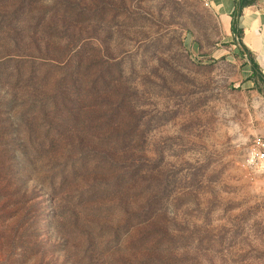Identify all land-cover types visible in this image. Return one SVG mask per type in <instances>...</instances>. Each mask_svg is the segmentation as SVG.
<instances>
[{
    "label": "rangeland",
    "instance_id": "rangeland-1",
    "mask_svg": "<svg viewBox=\"0 0 264 264\" xmlns=\"http://www.w3.org/2000/svg\"><path fill=\"white\" fill-rule=\"evenodd\" d=\"M201 0H0V264H264V83Z\"/></svg>",
    "mask_w": 264,
    "mask_h": 264
},
{
    "label": "crops",
    "instance_id": "crops-1",
    "mask_svg": "<svg viewBox=\"0 0 264 264\" xmlns=\"http://www.w3.org/2000/svg\"><path fill=\"white\" fill-rule=\"evenodd\" d=\"M240 0H211L210 7L217 16L219 23L231 42L232 54L244 63L245 77L251 71L246 55L241 45L258 65L259 72L264 76V0H246L237 18V30L240 32V41L231 32L232 16L239 8Z\"/></svg>",
    "mask_w": 264,
    "mask_h": 264
},
{
    "label": "built area",
    "instance_id": "built-area-1",
    "mask_svg": "<svg viewBox=\"0 0 264 264\" xmlns=\"http://www.w3.org/2000/svg\"><path fill=\"white\" fill-rule=\"evenodd\" d=\"M210 7L211 0H201ZM246 165L256 173L264 175V136H256L252 139L248 149Z\"/></svg>",
    "mask_w": 264,
    "mask_h": 264
},
{
    "label": "trees",
    "instance_id": "trees-1",
    "mask_svg": "<svg viewBox=\"0 0 264 264\" xmlns=\"http://www.w3.org/2000/svg\"><path fill=\"white\" fill-rule=\"evenodd\" d=\"M247 3L248 2L246 0L239 1V8L236 14L232 16V20H231V32L234 34L235 37H237L239 41H240V32L237 30V18L241 14L242 7H244ZM240 47L243 49L241 55L243 53L246 55L247 62L251 71V74L250 76H248L247 81L252 82L254 79H258L262 83H264V76L259 72L258 65L255 63L254 59L249 55L247 50L241 45V43H240Z\"/></svg>",
    "mask_w": 264,
    "mask_h": 264
}]
</instances>
